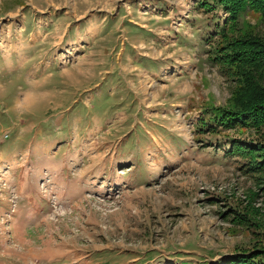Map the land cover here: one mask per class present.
Masks as SVG:
<instances>
[{"label": "rangeland", "instance_id": "374dc122", "mask_svg": "<svg viewBox=\"0 0 264 264\" xmlns=\"http://www.w3.org/2000/svg\"><path fill=\"white\" fill-rule=\"evenodd\" d=\"M244 26L264 36L258 13L234 25L217 0H0V264L264 250V174L229 153L256 129L212 114L239 89L212 60L219 31ZM24 170L58 176L41 225L24 223L31 187L9 182ZM251 210L257 224L236 216Z\"/></svg>", "mask_w": 264, "mask_h": 264}, {"label": "trees", "instance_id": "16d2710c", "mask_svg": "<svg viewBox=\"0 0 264 264\" xmlns=\"http://www.w3.org/2000/svg\"><path fill=\"white\" fill-rule=\"evenodd\" d=\"M229 14L232 24L249 11L258 13L264 24V0H217ZM245 24V22H244ZM230 29V27H229ZM223 28L219 31L217 47L212 51L213 61L222 66L229 75L237 78L238 90L230 109H213V121L223 129L236 125L256 129L257 139L249 143L233 141L230 154L244 157L248 171L264 174V36L257 31L243 28ZM238 33V34H237ZM204 125V123H203ZM236 213V212H235ZM237 218L250 224L258 211L251 210L249 217L236 213ZM254 216V217H253ZM256 216V217H255ZM239 219V220H240ZM251 255H240L225 264H264V250H255Z\"/></svg>", "mask_w": 264, "mask_h": 264}, {"label": "crops", "instance_id": "0c3cea01", "mask_svg": "<svg viewBox=\"0 0 264 264\" xmlns=\"http://www.w3.org/2000/svg\"><path fill=\"white\" fill-rule=\"evenodd\" d=\"M14 171H15V167H14ZM20 173H21L20 175L16 174L15 178H12V175H11L9 179L12 178V180H9V182L16 187H19L20 185H22L23 188L24 186H27V188L31 187L32 191L26 190L25 196H22L21 198L22 200H26L28 204L31 205L32 207L31 215L29 219H27V221H24V223L26 224L27 222L28 224L29 222H32V223L34 222L37 225H41L42 220L44 219L43 217H45V215L47 214V213H44L45 212L44 207L41 206L43 202V197L41 196L43 193L42 188L44 187L46 189V193L51 191L53 195L58 194L59 188H58V185L56 186V182H55L56 180H58V176H55L52 173H47L44 176H42L41 174L34 175L37 173L34 170H32L31 173L29 171L26 172V170H24L23 172L21 171ZM30 174H33V175H30ZM33 180H35L36 185L33 184ZM65 183L66 184H63V179H62V182L59 186L70 184V179H67V182ZM41 184H42V187H41ZM32 185L35 186V188H33Z\"/></svg>", "mask_w": 264, "mask_h": 264}]
</instances>
